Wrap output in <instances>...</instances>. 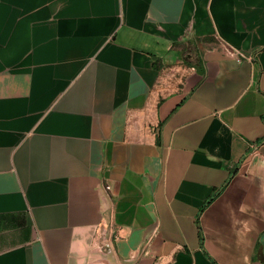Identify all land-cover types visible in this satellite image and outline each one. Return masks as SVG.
<instances>
[{
	"label": "crops",
	"instance_id": "obj_1",
	"mask_svg": "<svg viewBox=\"0 0 264 264\" xmlns=\"http://www.w3.org/2000/svg\"><path fill=\"white\" fill-rule=\"evenodd\" d=\"M0 264H264V0H0Z\"/></svg>",
	"mask_w": 264,
	"mask_h": 264
},
{
	"label": "trees",
	"instance_id": "obj_2",
	"mask_svg": "<svg viewBox=\"0 0 264 264\" xmlns=\"http://www.w3.org/2000/svg\"><path fill=\"white\" fill-rule=\"evenodd\" d=\"M157 68H159L160 66H158V65H155Z\"/></svg>",
	"mask_w": 264,
	"mask_h": 264
}]
</instances>
